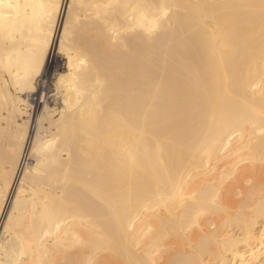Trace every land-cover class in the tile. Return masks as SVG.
Segmentation results:
<instances>
[{
	"label": "bare ground",
	"instance_id": "bare-ground-1",
	"mask_svg": "<svg viewBox=\"0 0 264 264\" xmlns=\"http://www.w3.org/2000/svg\"><path fill=\"white\" fill-rule=\"evenodd\" d=\"M0 264H264V0H0Z\"/></svg>",
	"mask_w": 264,
	"mask_h": 264
},
{
	"label": "built area",
	"instance_id": "built-area-1",
	"mask_svg": "<svg viewBox=\"0 0 264 264\" xmlns=\"http://www.w3.org/2000/svg\"><path fill=\"white\" fill-rule=\"evenodd\" d=\"M50 97V96H49Z\"/></svg>",
	"mask_w": 264,
	"mask_h": 264
},
{
	"label": "rangeland",
	"instance_id": "rangeland-1",
	"mask_svg": "<svg viewBox=\"0 0 264 264\" xmlns=\"http://www.w3.org/2000/svg\"><path fill=\"white\" fill-rule=\"evenodd\" d=\"M64 64V63H63Z\"/></svg>",
	"mask_w": 264,
	"mask_h": 264
}]
</instances>
